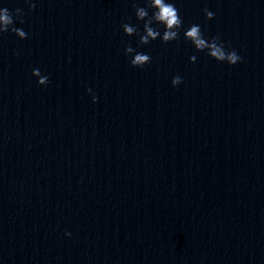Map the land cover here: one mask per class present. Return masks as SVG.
<instances>
[{"label":"clouds","instance_id":"1","mask_svg":"<svg viewBox=\"0 0 264 264\" xmlns=\"http://www.w3.org/2000/svg\"><path fill=\"white\" fill-rule=\"evenodd\" d=\"M29 3V10H34L36 5L32 3L31 0H26ZM146 7H136L135 15L138 21H144L143 33L141 34L137 27L130 25L129 23H123L122 28L126 35H138L139 42L142 45H148L151 41L160 38L162 42L168 43L178 39L179 30L182 27V20L179 15L178 9L175 7L174 3L170 0H145ZM149 9H154L155 11L149 15ZM205 14L207 19L213 18V13L205 9ZM23 15L21 9L17 8L15 12L10 11L7 8H0V33L8 32L11 30L19 37L27 38V34L20 28H16L14 17H20ZM21 23L23 21L21 20ZM156 23L157 25H163L164 31L161 32L158 28H154L152 25ZM184 35L190 39L198 50H203L205 48H210V55L217 60L223 61L227 60L228 64L235 65L242 58L237 54L235 50L225 51L223 45L218 46L216 41L220 40L219 37H213L212 43H206V39L201 31V27L198 24L191 25L188 30L184 32ZM134 49L131 46H126L124 54L133 52ZM191 59H195L192 57ZM151 62V57L147 54L137 52L134 59L130 61L133 67H143ZM32 75L39 76L40 72L38 69H33ZM49 79L47 76L41 77L39 84L47 85ZM182 83V78L176 76L172 80V85L175 87ZM91 92V89H88ZM97 100L96 96H93V102ZM70 235V233H66Z\"/></svg>","mask_w":264,"mask_h":264}]
</instances>
